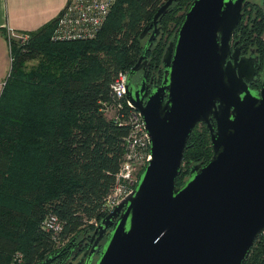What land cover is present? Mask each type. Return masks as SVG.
<instances>
[{"label":"water","instance_id":"obj_1","mask_svg":"<svg viewBox=\"0 0 264 264\" xmlns=\"http://www.w3.org/2000/svg\"><path fill=\"white\" fill-rule=\"evenodd\" d=\"M174 1L145 26L141 37L154 28L149 43ZM245 2H192L164 51L163 83L146 104L129 85L140 62L129 70L126 97L143 116L151 159L132 193L96 227L95 246L107 236L96 264H245L264 233V81L252 91L259 59L241 56L239 41L232 52L231 43ZM200 122L210 130L213 155L178 186Z\"/></svg>","mask_w":264,"mask_h":264},{"label":"trees","instance_id":"obj_2","mask_svg":"<svg viewBox=\"0 0 264 264\" xmlns=\"http://www.w3.org/2000/svg\"><path fill=\"white\" fill-rule=\"evenodd\" d=\"M165 1L116 0L92 40L52 41L53 20L30 33L25 50L14 42L11 73L0 95V264H11L18 251L23 264H38L58 251L60 245L41 228L49 213L64 222L62 242L88 226L95 229L91 221L106 216L104 200L115 184L130 127L110 119L103 106L118 102L111 84L136 64L145 47L141 34ZM193 1L175 0L159 24L177 37ZM235 36L245 49L257 50V69H263L264 9L246 4ZM163 38L152 51L159 65ZM35 59L38 64L28 70ZM212 155L210 130L197 125L177 185ZM245 264H264V233Z\"/></svg>","mask_w":264,"mask_h":264},{"label":"built area","instance_id":"obj_3","mask_svg":"<svg viewBox=\"0 0 264 264\" xmlns=\"http://www.w3.org/2000/svg\"><path fill=\"white\" fill-rule=\"evenodd\" d=\"M116 0H69L56 19L51 35L54 42L84 41L95 39L107 21ZM11 61L14 57L12 47L15 41L25 50L30 43V34L8 30ZM127 71H120L111 84L118 102L113 105L104 103L103 111L119 124L130 127V134L125 138V154L116 181L104 200L103 211L110 213L136 187L140 174L151 159L150 137L141 112L126 97ZM98 220H92L96 226ZM41 228L51 233L53 240L62 245L61 234L64 222L55 214L49 213L43 219ZM60 247V246H59ZM24 255L20 251L13 256L11 264H23Z\"/></svg>","mask_w":264,"mask_h":264},{"label":"flooded vegetation","instance_id":"obj_4","mask_svg":"<svg viewBox=\"0 0 264 264\" xmlns=\"http://www.w3.org/2000/svg\"><path fill=\"white\" fill-rule=\"evenodd\" d=\"M245 6V5H244ZM160 27V32L159 34H156L155 37L153 38L152 42H148L154 28H150L147 32H145L144 36L142 37V40L145 41L146 44H149V49L145 56L142 57V53L139 56L137 62H140V67L142 68V71L135 74L134 77H131L133 82L129 83L133 94L135 92H138V96L142 99L143 98V103L146 104L149 97L151 96L154 91L158 87H160L163 83L165 73H166V68L162 62L161 65H154L151 58L150 54L153 48V45L157 41L158 38H161L164 36L165 39H167L170 36V29H163V26L160 24L158 25ZM236 34V32H235ZM235 34L232 37V52L234 51L235 48V41H239L238 38H236ZM176 38L173 39L170 42H175ZM239 45L240 41H239ZM241 56H248V57H258L259 61L257 63V68L260 63V54L257 52L255 48H250L245 49L244 46L242 45L241 51H240ZM230 57H228V60ZM136 62V63H137ZM144 69L146 70V77L144 76ZM264 81V75L258 76V69L256 73V80H254L251 84L250 87L252 91H259L262 83ZM256 85H260V87L257 88ZM144 86V90H142V87ZM157 87V88H156ZM168 99V91L165 92V101ZM199 124H204V122H200ZM198 124V125H199ZM100 224V221L96 225L98 227ZM95 227V229H96ZM95 229L90 230V227H86L83 231L80 233L76 234L72 238H70L67 242L63 243L62 247H59L58 250L62 251L61 253L59 252L56 256L53 258H50L48 261L43 259L44 261L42 264H88L91 259H93L92 264H96V261L99 259L101 252L104 249V244L106 242L107 236L104 237L99 243L98 246L96 245L98 234L94 236ZM95 246V247H94ZM39 264V263H38Z\"/></svg>","mask_w":264,"mask_h":264},{"label":"crops","instance_id":"obj_5","mask_svg":"<svg viewBox=\"0 0 264 264\" xmlns=\"http://www.w3.org/2000/svg\"><path fill=\"white\" fill-rule=\"evenodd\" d=\"M69 0H0V95L11 69L8 30L21 33L38 31L56 20Z\"/></svg>","mask_w":264,"mask_h":264},{"label":"rangeland","instance_id":"obj_6","mask_svg":"<svg viewBox=\"0 0 264 264\" xmlns=\"http://www.w3.org/2000/svg\"><path fill=\"white\" fill-rule=\"evenodd\" d=\"M256 4V5H259L260 7H262L263 9H264V0H246V2H245V5L246 4ZM247 11H249V7H247ZM145 25V23L143 24V26ZM8 36V35H7ZM162 37H164V36H162ZM161 37V38H162ZM161 38H158L157 39V41L155 42V44H154V46H153V48H152V51H153V49L155 48V46H157V44L159 43V41L161 40ZM164 39V41H165V45H164V51L166 50V48H167V46L169 45V41H172L173 39H175V35L174 34H170V36L167 38V39H165V38H163ZM144 41V40H143ZM142 41V44H141V46L144 44V42ZM142 49V48H141ZM152 51H151V53H152ZM154 51H155V49H154ZM153 51V52H154ZM141 50H140V52L138 53V55H137V59L139 58V56L141 55ZM164 54V53H163ZM163 57V56H162ZM150 58H151V60H152V62H153V64L154 65H158L159 66V64H158V62L156 61V60H154V56H153V53L150 55ZM136 59V60H137ZM38 60H30L29 62H28V70H32L37 64H38ZM162 64V63H161ZM258 73H260V75H264V68L263 69H260V70H258ZM259 75V76H260ZM198 127H203V124H199L198 125ZM184 166H185V163H184ZM91 225H93V224H91ZM88 227H90V226H88ZM86 229V228H85ZM90 230H93L91 227H90ZM28 237H29V235H28ZM60 247H62V246H60ZM20 253H22L23 255H24V253L22 252V251H20ZM25 257V256H24Z\"/></svg>","mask_w":264,"mask_h":264}]
</instances>
